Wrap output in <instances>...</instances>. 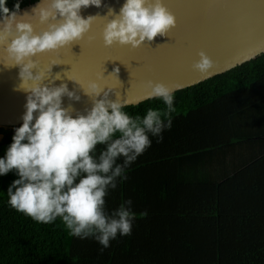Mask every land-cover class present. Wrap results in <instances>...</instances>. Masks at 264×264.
<instances>
[{"label":"trees","instance_id":"trees-1","mask_svg":"<svg viewBox=\"0 0 264 264\" xmlns=\"http://www.w3.org/2000/svg\"><path fill=\"white\" fill-rule=\"evenodd\" d=\"M37 0H20V8ZM16 0H8L11 10ZM157 100L125 107L130 115ZM173 123L129 167L106 209L133 201L131 234L102 253L57 220L42 224L8 207L0 177V264H264V202L240 206L235 175L264 157V54L174 93ZM13 129L0 128V157ZM253 187L258 185L255 183Z\"/></svg>","mask_w":264,"mask_h":264},{"label":"clouds","instance_id":"clouds-1","mask_svg":"<svg viewBox=\"0 0 264 264\" xmlns=\"http://www.w3.org/2000/svg\"><path fill=\"white\" fill-rule=\"evenodd\" d=\"M7 2L0 0V66L18 70L14 91L25 94V103L21 124L0 157V177L9 172L17 177L6 189V203L37 223L59 220L74 238L94 240L102 253L111 241L131 234L135 219L131 199L109 211L105 198L127 179V170L153 139L162 142V133L171 129L174 89L148 81L146 98L163 107H149L142 116L130 115L119 99H109L111 89L95 82L78 85L90 99L89 108L80 112L71 103L62 106L64 98L76 103L81 96L63 82L55 84L59 73L45 83L46 73L58 64L53 61L42 71L33 58L77 44L97 17H82L81 10L99 9L102 0H38L22 14L20 0L11 10ZM105 7L104 17H110L101 34L105 47L135 49L175 26L162 0H123L118 12ZM32 20L46 28L34 31ZM197 56L192 70L207 78L213 63L203 52Z\"/></svg>","mask_w":264,"mask_h":264},{"label":"water","instance_id":"water-1","mask_svg":"<svg viewBox=\"0 0 264 264\" xmlns=\"http://www.w3.org/2000/svg\"><path fill=\"white\" fill-rule=\"evenodd\" d=\"M28 4L21 14L37 4ZM123 0H102L101 8L81 10V16H97L89 31L77 43L55 53L34 57L40 70L58 65L46 73L45 83L60 74L55 81L65 83L81 96L72 103L66 98L62 106L82 112L90 107V99L81 88L95 82L111 89L109 99H119L125 107L147 101L145 85L148 81L162 83L174 89V93L198 85L224 74L264 54V0H162L163 6L175 18V26L163 38L157 36L150 43L132 49L113 44L105 47L101 34L110 17H104L107 7L118 12ZM34 31L46 25L31 21ZM3 46H0L2 53ZM203 52L213 63L211 75L202 78L192 70ZM118 69L117 74L112 73ZM17 69L5 70L0 66V128L15 129L21 124L25 94L14 91L19 84ZM74 80L76 84L68 79ZM79 85V86H78ZM14 131L10 133L13 135Z\"/></svg>","mask_w":264,"mask_h":264},{"label":"crops","instance_id":"crops-1","mask_svg":"<svg viewBox=\"0 0 264 264\" xmlns=\"http://www.w3.org/2000/svg\"><path fill=\"white\" fill-rule=\"evenodd\" d=\"M236 187L234 192L235 202L240 206H247L252 204H262L264 202V157L239 174L235 175L234 181ZM258 185L254 188L253 184Z\"/></svg>","mask_w":264,"mask_h":264},{"label":"rangeland","instance_id":"rangeland-1","mask_svg":"<svg viewBox=\"0 0 264 264\" xmlns=\"http://www.w3.org/2000/svg\"><path fill=\"white\" fill-rule=\"evenodd\" d=\"M0 138H2V139H3V137H2V136H0ZM0 140H1V139H0ZM79 241L83 242L84 240H80V239H79Z\"/></svg>","mask_w":264,"mask_h":264},{"label":"built area","instance_id":"built-area-1","mask_svg":"<svg viewBox=\"0 0 264 264\" xmlns=\"http://www.w3.org/2000/svg\"><path fill=\"white\" fill-rule=\"evenodd\" d=\"M0 136H2V134H0ZM2 137H3V136H2ZM0 139L2 140V138H0ZM1 140H0V141H1Z\"/></svg>","mask_w":264,"mask_h":264}]
</instances>
